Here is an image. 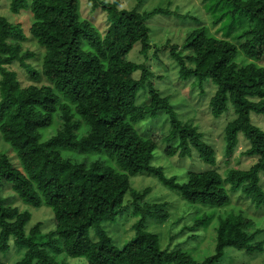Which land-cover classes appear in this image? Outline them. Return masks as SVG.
<instances>
[{
	"label": "trees",
	"instance_id": "trees-1",
	"mask_svg": "<svg viewBox=\"0 0 264 264\" xmlns=\"http://www.w3.org/2000/svg\"><path fill=\"white\" fill-rule=\"evenodd\" d=\"M8 1L12 15L28 10V33L43 53L39 72L26 61L34 53L23 50L20 21L0 16V139L20 165L12 164L8 150L0 152V250L8 248L10 239L23 248L15 264H225L226 252L263 251V229H256L241 208L216 218L198 217L183 230H206L216 220L213 230L209 227L215 241L210 256L196 260L181 248H161L158 235L146 231L145 220L163 222L167 205L145 203L150 190L133 189L130 179L153 177L185 203L206 209L228 207L229 193L240 189L241 199L264 211V129L257 126L264 118V0H200L212 12L221 37L200 25L180 47L165 43L186 94L195 92L199 106L207 103L214 121L230 112L233 116L223 128L224 163L241 142L242 156L255 158L246 169L223 172L207 134L183 121L169 98L149 82L154 79L150 57L140 63L128 58L135 45L140 55L147 54L152 46L146 22L167 10L141 11L142 0L130 10L120 9L117 0H89L92 10L106 13L108 27L101 36L80 17L78 0ZM153 50L156 61L160 50ZM15 62L32 80L41 75L46 83L21 87L8 68ZM142 86L147 94L136 104ZM158 115L169 127L162 140L134 128ZM53 122L57 127L43 138ZM158 142L167 157L186 159L194 152L208 169L188 170L182 178L167 176L152 163ZM62 152L83 157L75 160ZM3 182L11 184L23 204L49 208L54 228L44 234L38 223L26 230L30 213L3 204ZM128 207L138 218L131 226L134 237L117 248L102 224L114 222Z\"/></svg>",
	"mask_w": 264,
	"mask_h": 264
},
{
	"label": "rangeland",
	"instance_id": "rangeland-1",
	"mask_svg": "<svg viewBox=\"0 0 264 264\" xmlns=\"http://www.w3.org/2000/svg\"><path fill=\"white\" fill-rule=\"evenodd\" d=\"M105 2H113L115 0H102ZM120 2V9L130 10L137 4L136 0H117ZM139 8L141 11H151L152 9L161 8L167 10L166 13L152 14L147 20L146 25L149 29V43L152 46L151 49L145 55H140L139 45H135L128 54V58L131 62L140 63L146 62V55L150 60L148 61L150 70L154 73V79L149 82L153 87L161 94L169 98V103L174 107L178 114H181L183 121H191L197 126L198 130L207 134L206 142L213 146L216 152V165L220 172H223L229 168H241L246 169L250 166L255 158H247L242 156L244 142L240 143L239 148L233 153V155L226 159L223 157V128L226 122L232 119L231 112L224 114L219 120L214 121L211 117L209 107L207 103L199 106V102L196 100V93L188 95L186 94V87H183L178 80V72L172 60L169 59V48L165 47V43L169 41V45L181 46L185 39V35L193 28L205 25L208 27L210 33L217 37H221V32L218 31V25H212L213 14L207 10V5H202L200 0H142ZM78 13L80 17L87 19L96 28L97 32L102 36L107 31L108 23L106 21V13L101 9H91V3L89 0H78ZM0 16L5 17L12 22L20 21V26L25 35V41L22 44L23 50L34 53V57L26 60L30 63L36 71L40 70V54L43 53L41 48H38L34 40L30 37L28 29L31 24V19L28 10H21L18 15H12L9 11V1L0 0ZM159 49V58L154 61L151 56L155 50ZM179 51V50H177ZM185 53V51H184ZM43 56V54H42ZM264 66V61L262 63ZM8 68L15 72L21 87H27L29 85L40 86L45 84V80L39 76L37 81L32 80L28 74L20 67L18 63H11ZM40 72V71H39ZM139 72L135 75L138 76ZM162 76V77H161ZM161 77V78H160ZM183 83V81H181ZM197 92V91H196ZM147 91L144 86L139 88L136 100V104H139L145 98ZM198 94V92H197ZM199 108V109H198ZM226 115V116H225ZM162 115H158L149 121L144 120L139 124H136L134 128L140 133L145 134L146 130L148 134L154 136L157 141L162 140L165 133H167L169 127L168 124L161 119ZM225 116V117H224ZM258 127L264 129V118L258 120ZM57 127L56 122H53L52 127L43 133V138L50 134ZM84 131V127L80 126L78 133L81 134ZM158 147L153 153L152 163L156 166H161L164 173L167 176H180L182 178L184 173L188 170L192 171H204L208 169V166L203 164L196 158V154L193 152L190 158L182 159L180 157L173 156L167 157L164 154L165 146L163 143L158 142ZM9 157H12V164L20 169L18 160L15 158L13 152L0 139V152H7ZM63 156L72 157L75 160H80L83 156L76 153L62 152ZM158 157V158H157ZM95 156H90V159H94ZM131 187L135 190H141L148 188L150 191L146 195L144 202L149 204L167 205L165 208L168 212V217L161 223H157L152 219L145 220L146 231L156 234L159 237L161 248H181L188 252L194 259L202 260L203 258L210 256L214 249V232L213 236H210L213 228L216 226V220H214L206 230H199L196 232L183 231L185 228H189L193 221L198 217L214 214L215 218L219 215H223L233 208H241L248 218L253 220L254 227L256 229H263L261 237L264 239V214L263 208H257L251 204L249 200L241 199L242 193L240 189L234 193H229L231 204L228 207L206 209L199 206H192L171 192L167 188H164L153 177L148 176H135L130 179ZM125 196V200L127 199ZM1 199L4 205H12L18 208L21 212L26 211L30 213V221L26 225L25 229L29 230L36 224H40V230L42 233H47L54 228L53 216L49 208L42 206L40 208H32L23 204L15 195L11 189V184L3 182L1 186ZM249 218V219H250ZM138 218L135 217L131 208H126L121 215H118L116 220L111 223H103V227L111 237L113 244L120 248L122 245L131 240L134 237V232L131 226L137 222ZM183 231V232H182ZM92 230H90V233ZM24 249H19L13 244V240L10 239L8 248L6 250H0V260L5 264H15L23 256ZM62 258V257H59ZM225 264H264V248L261 253H254L247 255L241 252L228 253L221 260ZM67 264H85L84 262L76 260H67Z\"/></svg>",
	"mask_w": 264,
	"mask_h": 264
}]
</instances>
